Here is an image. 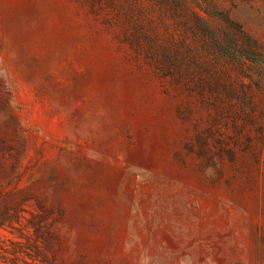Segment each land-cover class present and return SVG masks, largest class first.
<instances>
[{
  "label": "rangeland",
  "instance_id": "1",
  "mask_svg": "<svg viewBox=\"0 0 264 264\" xmlns=\"http://www.w3.org/2000/svg\"><path fill=\"white\" fill-rule=\"evenodd\" d=\"M0 264H264V0H0Z\"/></svg>",
  "mask_w": 264,
  "mask_h": 264
},
{
  "label": "trees",
  "instance_id": "2",
  "mask_svg": "<svg viewBox=\"0 0 264 264\" xmlns=\"http://www.w3.org/2000/svg\"><path fill=\"white\" fill-rule=\"evenodd\" d=\"M133 36H134L136 42H138V43H141L142 40L146 42V44L149 46L150 55H151L152 59L156 60L158 56H157V53L155 50V46L158 42V39L154 35L146 32L144 29H141L139 27H136V30L133 33ZM185 41L186 40H183L182 46H183L184 50H187V43ZM164 55H165V57L169 63L173 62L174 58L172 57V55L169 52H165ZM181 56H182L181 57L182 59L187 58V55L185 54V52L181 53Z\"/></svg>",
  "mask_w": 264,
  "mask_h": 264
}]
</instances>
